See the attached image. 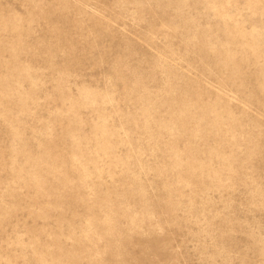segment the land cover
<instances>
[{"label": "rangeland", "instance_id": "1", "mask_svg": "<svg viewBox=\"0 0 264 264\" xmlns=\"http://www.w3.org/2000/svg\"><path fill=\"white\" fill-rule=\"evenodd\" d=\"M0 264H264V0H0Z\"/></svg>", "mask_w": 264, "mask_h": 264}]
</instances>
